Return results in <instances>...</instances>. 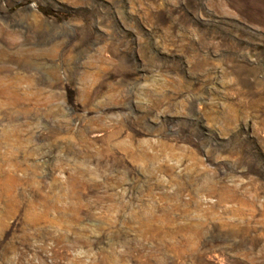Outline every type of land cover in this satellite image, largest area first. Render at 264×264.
Wrapping results in <instances>:
<instances>
[{"label":"rangeland","instance_id":"1","mask_svg":"<svg viewBox=\"0 0 264 264\" xmlns=\"http://www.w3.org/2000/svg\"><path fill=\"white\" fill-rule=\"evenodd\" d=\"M0 264H264V0H0Z\"/></svg>","mask_w":264,"mask_h":264}]
</instances>
